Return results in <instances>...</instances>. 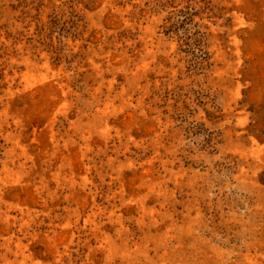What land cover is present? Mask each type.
Masks as SVG:
<instances>
[{
	"label": "rangeland",
	"instance_id": "1",
	"mask_svg": "<svg viewBox=\"0 0 264 264\" xmlns=\"http://www.w3.org/2000/svg\"><path fill=\"white\" fill-rule=\"evenodd\" d=\"M0 264H264V0H0Z\"/></svg>",
	"mask_w": 264,
	"mask_h": 264
}]
</instances>
